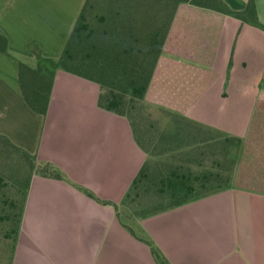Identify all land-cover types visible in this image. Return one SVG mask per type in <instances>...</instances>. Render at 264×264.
<instances>
[{"label": "crops", "instance_id": "crops-1", "mask_svg": "<svg viewBox=\"0 0 264 264\" xmlns=\"http://www.w3.org/2000/svg\"><path fill=\"white\" fill-rule=\"evenodd\" d=\"M85 1L0 0V136L63 175L30 177L9 264H156L145 239L169 264H264L263 191L232 186L138 220L132 235L112 206L79 189L119 205L146 161L128 121L98 108L96 83L51 68ZM222 1L241 12L249 0ZM254 5L264 25V0ZM199 13L203 39L193 45L192 36L178 49L195 52L198 62L180 60L216 78L183 115L221 132L246 133L264 95L258 84L264 32L230 16ZM175 23L188 36L196 28L184 17ZM203 54L210 59L201 62ZM19 64L44 77L53 72L45 114L26 103ZM213 85L226 94L209 97Z\"/></svg>", "mask_w": 264, "mask_h": 264}, {"label": "trees", "instance_id": "trees-1", "mask_svg": "<svg viewBox=\"0 0 264 264\" xmlns=\"http://www.w3.org/2000/svg\"><path fill=\"white\" fill-rule=\"evenodd\" d=\"M154 1L159 3L165 0ZM90 2L91 0L85 1L62 55L56 62L51 63V68L61 69L96 83L99 87L97 99L98 108L123 117L128 121L132 130L133 139L136 145L144 152L146 158L149 155V147L153 144L157 133L155 137H153V133L150 134L147 129L143 128V126L141 127V117L138 116V125H136V121L133 120L134 113L138 111L143 103H147L155 108L157 112L161 113V115H164L160 122L161 126H170L175 130V133L172 135L169 134L164 136L160 133V136L165 138L166 142H170L169 139L179 140L181 138L180 141H184V138L191 139L192 130L194 129L199 130L201 128H207L212 130L208 126L187 119L184 117L183 112L198 94L202 93L210 86L215 80L216 75L208 69L196 68L195 71L197 74L194 73L196 82H201L198 93L190 100L187 99V96L189 93H192L191 90H189V92L184 90L185 93L182 92L178 96L177 94L170 95V87L174 85V83L171 82V77L173 76L172 79L176 83V79H174L175 76H179L181 73L184 75L189 72L190 67L192 68L190 64L180 59L182 58L187 62H198L195 52L187 49H183L182 54L178 52L182 40L189 42L192 36L182 33L181 30L174 31L176 24H178H173L172 22L174 15L171 16L167 26H160L162 18H156L154 15L146 16V13L141 15L138 14V18L141 22L148 24H152L155 21L157 22L151 25L149 31L138 32V37H134V40H129L124 43V39L121 38V35H118L117 38L113 36L114 38L111 37L110 39L105 38V36L101 38L93 37V30L89 29L85 14ZM171 3L176 5L174 8L175 10H177V7L181 4H190V6L195 9H200L201 11L206 10V12L230 16L264 32V25L257 19L254 0H249L246 8L241 12L230 10L222 0H171ZM90 40V47L101 49L93 50V54L86 55L91 63H88V66L83 68L85 72L71 71L69 69V63L72 62L71 50L73 46H83ZM111 43L112 45H109ZM115 43H117V45ZM123 45L128 46L124 47ZM49 75L48 77H44L40 75L39 71H33L22 64L18 65V80L23 97L29 107L40 114H45L47 108L48 96L51 88L50 78L53 76V72H50ZM108 80L111 81V85L108 83ZM263 110L264 95H260L256 110V115L260 114L258 115L259 118L261 116L264 118ZM153 125L154 124H150L149 126ZM216 133L225 136L223 142L226 145H229L228 142H230V140H235L236 142L241 140L239 138L226 136V134H221V132ZM0 142L15 154H19L24 161L26 160V169L28 168L29 170V175L22 189L21 211L19 215L14 217V228L11 233L14 236V245L30 177L33 174H37L45 178L60 180L63 178V175L48 163L38 164L33 156L13 145L5 137L0 136ZM210 142L214 143V139L208 138L203 141L201 140L198 145L210 146ZM189 144H191V142L186 145ZM174 149L178 150L180 147L174 146ZM190 156L194 161L193 155L189 154L185 167L175 166L171 168L165 176L158 180L160 183V187L158 188L160 193L159 196L163 195L167 200V204L163 206V204L157 200L156 205L152 206V208H145L139 214L137 209L133 210L131 214H127L126 212H121L120 208L128 206L130 201L138 199L137 191L141 185L145 184L146 180L149 179L146 161L132 181V184L119 205L101 201L90 191L79 189L87 197L103 205L112 206L118 218H120L121 223L133 235L134 232L131 230V224L138 220L172 208L180 207L189 202L196 201L232 187L229 184V180H226L225 183L220 182L218 180L219 176L205 171L204 168L197 172L192 171L188 160ZM250 185L252 189L264 192V179L261 175L254 176ZM13 205V203L10 204V206ZM7 217L9 219V215H7ZM143 241L150 248L156 264H169L154 247L152 242L147 239Z\"/></svg>", "mask_w": 264, "mask_h": 264}, {"label": "rangeland", "instance_id": "rangeland-1", "mask_svg": "<svg viewBox=\"0 0 264 264\" xmlns=\"http://www.w3.org/2000/svg\"><path fill=\"white\" fill-rule=\"evenodd\" d=\"M175 7L176 5L172 4L171 0L159 3L154 0H91L85 14L89 29L93 30V37L105 36L110 39L114 38L113 36L117 38L118 35H121L124 43L138 37V32L149 31L151 25L157 22L152 24L141 22L138 14L146 13V16L154 15L156 18H162L160 26H167L172 15H174L173 24L179 22V18L184 17L188 26H196L193 31H189V34L195 36L193 45L199 44L200 39H203V33L200 34L198 16L203 14L199 12H206V10L195 9L190 4H181L177 10L174 9ZM212 14L217 15L214 12ZM185 31L188 32L186 29ZM90 42L91 40L83 46H73L71 50L72 62L69 63L71 71L85 72L83 68L91 63L86 55L93 54V50L101 49L90 47ZM115 44L117 45V43ZM126 46L128 45L124 47ZM108 50L110 51L109 48ZM208 55L203 54L198 58L202 60L201 62H205L210 59ZM195 69L190 67L188 73L175 76L176 83L172 79L173 76L171 77V82L174 85L170 87V95L177 94L178 96L182 92L185 93L184 90L187 92L191 90L192 93L187 96V99L190 100L198 93L201 82H196L194 73L197 74V72ZM108 81L111 85V81ZM258 84L264 93V79L260 80ZM220 94L224 96L226 90L218 85H213L207 92L209 97ZM258 115L260 114L254 115L246 133H243L244 129H242L237 135H233L209 127L212 130L207 128L192 130L191 139L184 138V141H180L181 138L179 140L169 139L170 142H166L160 133L167 136L174 134L175 130L170 126H161L160 122L164 115L147 103H143L134 113L133 120L138 125V116L141 117V127L147 129L150 134L153 133V137L157 133L146 158L149 179L137 191L138 199L130 201L128 206L122 207L123 209L120 208L121 212L131 214L133 210L137 209L139 214L145 208H152L156 205L157 200L165 206L167 200L163 195L159 196L160 183L158 180L175 166L185 167L189 154H192L194 159L193 161L191 156L188 159L192 171L197 172L204 168L205 171L219 176L220 182L225 183L226 180H229L230 186L251 188L250 182L254 176L261 175L264 179V118L262 116L259 118ZM150 124L154 125L149 126ZM215 131L239 138L241 142L230 140L229 145H226L223 142L225 136ZM208 138L214 139V143L210 142V146L198 145L201 140ZM189 142L191 144L186 145ZM174 146H179L180 149L175 150ZM26 162L19 154H15L0 142V264H9L12 255L14 236L11 233L14 228V217L20 214L22 189L29 175ZM11 203L14 205L10 206ZM7 215H9V219Z\"/></svg>", "mask_w": 264, "mask_h": 264}]
</instances>
